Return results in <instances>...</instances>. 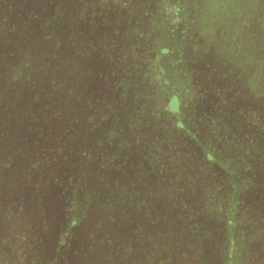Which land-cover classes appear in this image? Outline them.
<instances>
[{"label":"trees","instance_id":"16d2710c","mask_svg":"<svg viewBox=\"0 0 264 264\" xmlns=\"http://www.w3.org/2000/svg\"><path fill=\"white\" fill-rule=\"evenodd\" d=\"M225 13L226 41L218 45H226L223 76L228 81L221 95L222 88L213 80L223 67L195 50L199 46L203 54L214 51L204 42L205 28L222 26L219 20ZM214 37L219 39V33ZM242 81L252 89L251 104L237 89ZM175 98L186 106L178 116L170 111ZM262 102L264 0H0V225L35 220L49 225L57 215L67 223L80 222L91 203L89 192L83 190L90 184L82 158L85 143L96 146L87 137L96 136L92 133L98 123H114L109 118L115 115L129 116L134 136L124 141L134 152L118 165L134 167L138 151L145 165L160 160L161 167L152 171L159 175L157 181H169V193L190 194L196 176L204 175L191 152L181 153L193 146H180L178 138L191 132L192 123L214 116L220 117V122L211 121L217 131L222 128L237 143L248 144L244 170L253 171L248 162L252 155L253 164L260 161L264 167V158L253 146L264 144ZM167 125L175 139L161 137L151 143L150 134ZM195 140L186 138L184 144ZM206 156L211 162L216 158L214 151ZM104 159L92 162L98 172L116 164L115 157ZM216 167L223 169L215 173L222 178L224 167ZM157 181L152 188H161ZM253 184L249 179L237 183L224 178L209 183L207 190L212 202L218 192L235 201ZM183 198L182 208L191 209V197ZM109 220L106 224L117 237L115 214ZM233 225L228 215L226 228L232 230ZM67 236L69 231L60 237ZM4 252L0 242V264L9 259ZM36 261L32 258L31 263ZM124 261L128 264V259Z\"/></svg>","mask_w":264,"mask_h":264},{"label":"rangeland","instance_id":"374dc122","mask_svg":"<svg viewBox=\"0 0 264 264\" xmlns=\"http://www.w3.org/2000/svg\"><path fill=\"white\" fill-rule=\"evenodd\" d=\"M219 21L222 26L212 31L211 26L205 28L206 33L210 31L209 38L203 31L204 42L211 43L214 51L203 54L198 46L195 52L201 58H212L214 65L223 67L220 73H214L216 78L213 82L222 88L219 93L225 95L224 86L228 81L223 76L226 75V45H219L220 40L226 41V13ZM159 32L157 30L155 34ZM128 33L133 34V31L129 29ZM216 33L221 39L214 37ZM144 64L145 61L142 67ZM137 68L136 65L134 69ZM243 84L246 88H242ZM243 84L237 89L246 96L245 103L251 104L254 102L251 100L252 89L245 82ZM137 88L143 89L141 85ZM261 105L264 107V102ZM184 109L186 106L175 98L170 111L178 116ZM221 112L226 113V104ZM223 117L226 119V115ZM109 119L114 123H98L92 133L96 136L87 137L94 139L97 145L93 147L89 142L85 143L87 147L83 152L86 156L82 158L90 184L89 189H83L81 183L79 186L89 192L91 203L83 211L85 215H82V220L67 223L57 215L49 225L38 220L23 225L1 224L0 242L4 254L9 257L5 264H16L15 261L32 264V258L37 259L36 264L38 261L48 264L49 260L54 264H127L124 259H128V264H264V167H261L260 161L253 164L252 155L248 162L252 164L255 176L253 171L247 173L244 170V150L248 144L237 143L222 128L217 131L211 121H219V116L201 124L192 123L188 127L191 132H185L184 137L180 135L182 140L177 137L180 146H193V149L181 153L185 155L191 152L193 162L204 174L196 176L192 189L195 190L198 185L202 187L185 196L169 193L168 180L157 181L159 175L152 171V167L160 168V160H154L152 164L146 162L145 165V158L138 151L134 167L123 169L124 166L121 168L118 165V162H122L121 158L134 152L124 145V141H131L134 136L129 116L118 119L115 115ZM172 132L168 125L166 129L161 126L150 134L149 140L151 143L160 142L158 138L161 137L174 140L176 136ZM195 134L200 136L201 141L195 140ZM186 138L195 141L184 144ZM233 142L239 146L234 147ZM253 146L257 147L255 154L257 152L260 159L264 158V144L259 145L258 142ZM209 151L215 153L213 162L207 161ZM110 157H115L113 162L116 164H112V167L106 165L107 168L101 172L92 164L94 161L102 162L103 158L108 161ZM216 166L224 167L222 178L217 179L215 173L219 175L223 169ZM224 178L236 180L237 183L249 179L254 184L251 189H244V194H240L235 201L226 192L224 195L218 192L217 200L214 202L213 199L212 202L207 190L209 183H219ZM154 180L160 182L161 188H152ZM239 192L242 193V189ZM183 197H191V209L182 208ZM236 201L246 205L232 208V203ZM112 213L115 214L117 237L114 228L106 224L111 222L109 218ZM228 215L234 220L232 230L226 228ZM71 217L74 218L73 213ZM67 231L69 236L61 238ZM123 240L125 243H122ZM58 242H61L60 245ZM33 251L34 254L31 253Z\"/></svg>","mask_w":264,"mask_h":264}]
</instances>
